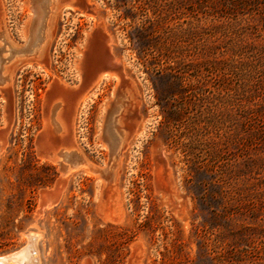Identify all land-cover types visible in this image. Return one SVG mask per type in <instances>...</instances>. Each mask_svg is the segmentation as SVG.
Returning a JSON list of instances; mask_svg holds the SVG:
<instances>
[{"label":"rangeland","instance_id":"374dc122","mask_svg":"<svg viewBox=\"0 0 264 264\" xmlns=\"http://www.w3.org/2000/svg\"><path fill=\"white\" fill-rule=\"evenodd\" d=\"M49 16L18 57L31 1L0 0V254L37 231L39 264H264V0H55ZM53 115L57 148L90 168L46 156Z\"/></svg>","mask_w":264,"mask_h":264},{"label":"flooded vegetation","instance_id":"af4514ba","mask_svg":"<svg viewBox=\"0 0 264 264\" xmlns=\"http://www.w3.org/2000/svg\"><path fill=\"white\" fill-rule=\"evenodd\" d=\"M51 9H50V11H51ZM46 10H48V8ZM6 87H7V82L0 84V90L5 89ZM121 108L122 107H120V109ZM120 109H117V110H115L114 108L112 109V112L109 115L110 120L108 122V126L106 129L107 130V133H106L107 137L111 141V151L114 153L118 152L119 148L121 147L124 135H125L123 130H119L116 128V125H115L116 120H112L114 114L118 113L120 111ZM49 117H48V119H49ZM56 120H57V118L54 116V122H55L54 127L52 125L50 126L49 122H48L46 131L41 135V137L39 138V141H38L40 143V145H43L44 147L49 149V152L46 153V156L48 158L51 157V159L53 161L57 162L59 165H61V164L68 165V172L66 174L62 173L63 176H67L75 168H84V169L90 168V165L83 162L82 158H81V161H79V162H73L70 160V157L72 156V154L79 155L77 153V151L74 149V146H72L71 144L66 143L65 146L61 150H59L57 148L56 143L58 140H57L56 133L58 131H62L64 129L68 128L69 123L68 122H65V123L62 122L60 124L58 122V120L57 121ZM48 128H50V130L52 132L50 139L46 138L48 135V131H49ZM61 153L67 156L68 161H66V159L62 158V155H60ZM79 157H80V155H79ZM68 162H71V163H68ZM112 166L113 165H110L109 169H112Z\"/></svg>","mask_w":264,"mask_h":264},{"label":"water","instance_id":"95a60500","mask_svg":"<svg viewBox=\"0 0 264 264\" xmlns=\"http://www.w3.org/2000/svg\"><path fill=\"white\" fill-rule=\"evenodd\" d=\"M30 1H31V9H32V13H33V19H32V22L30 24V27H29V36L26 40L25 45L23 47H21L20 50L16 51L19 53H24V51H28L31 49V47H32V43H31L32 37L31 36H32V33L34 32V27L36 26V23L38 21V12L36 9V1L35 0H30ZM1 52H2V48H0V84L5 83L9 80V75L7 73H5V71H4V66H5L6 61L8 60V57H3ZM14 52L15 51L13 50L12 53H14ZM126 104H127L126 94L122 91L118 92L116 95V100L113 103V108L115 110H117V109H120V107H124ZM52 123H53V125H55L54 119H52ZM106 133H107V130H106ZM110 143H111V141H110ZM112 153H114V152H112ZM60 155H62L63 159H66V161H68L66 155H64L62 153ZM79 161H81V158ZM68 163H71V162H68ZM60 170L63 174H66L68 172V165L61 164ZM27 237H28V241L24 246H22L18 249H15L13 251H9V252L0 254V264H26L27 262H24V263L20 262V257H22L24 254H27L28 251H30V252L33 251V248H34L33 244L36 245L37 239L39 238V233L37 231H30L27 234ZM33 258L34 257L29 256L27 260H29L30 262L34 261L35 264H39V261H37L35 258L34 259Z\"/></svg>","mask_w":264,"mask_h":264},{"label":"bare ground","instance_id":"6f19581e","mask_svg":"<svg viewBox=\"0 0 264 264\" xmlns=\"http://www.w3.org/2000/svg\"><path fill=\"white\" fill-rule=\"evenodd\" d=\"M30 1V0H28ZM36 1V9H37V12H38V21L36 23V26L34 27V32L32 33V47L30 50L28 51H24V53H22V55L18 56V57H22V56H27V55H32L33 53H35L36 51L39 50V47H41V44L43 42V39H44V34H45V30H46V25H47V20H48V17L49 14H50V9L52 8L53 6V3L55 0H35ZM48 8V10H46ZM33 19V17H32ZM32 19L30 20V23H29V27H30V24L32 22ZM49 21V20H48ZM29 29V28H28ZM28 32V35H27V38L29 36V30L27 31ZM101 34V33H100ZM99 36V34H98ZM94 40V38H93ZM26 43V42H25ZM24 46V45H23ZM90 46V45H89ZM21 47V45L19 46ZM17 50V49H16ZM18 51V50H17ZM26 53V54H25ZM87 63L89 62V58L88 60L86 61ZM80 90V89H79ZM75 91V90H74ZM118 93V92H117ZM116 93V94H117ZM113 105V104H112ZM54 113V112H53ZM55 114V113H54ZM54 116V115H53ZM48 122H49V125L51 126V116L49 117L48 119ZM49 131H48V135L46 138H49L50 139V136H51V130L50 128H48ZM47 140V139H46ZM46 142V141H45ZM51 159V157H50ZM73 169V168H72ZM48 198V197H47ZM28 239V238H27ZM34 248H33V251H28L27 254H24L22 257H20V262L21 263H24V262H27L26 264H35V262H30L28 259V257L32 256L34 257L37 261H38V257L35 256V253H36V246L35 244H33ZM33 258V259H34Z\"/></svg>","mask_w":264,"mask_h":264},{"label":"trees","instance_id":"16d2710c","mask_svg":"<svg viewBox=\"0 0 264 264\" xmlns=\"http://www.w3.org/2000/svg\"><path fill=\"white\" fill-rule=\"evenodd\" d=\"M0 239H1V238H0ZM124 243L126 244V242H124ZM0 244H1V242H0ZM1 245H2V244H1ZM1 245H0V246H1ZM119 254H120V253H119ZM119 256H120V255H119Z\"/></svg>","mask_w":264,"mask_h":264}]
</instances>
